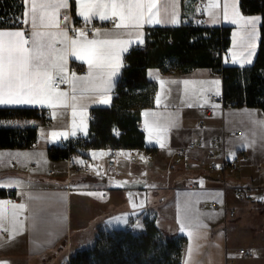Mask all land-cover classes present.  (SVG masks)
I'll use <instances>...</instances> for the list:
<instances>
[{"label": "crops", "instance_id": "crops-1", "mask_svg": "<svg viewBox=\"0 0 264 264\" xmlns=\"http://www.w3.org/2000/svg\"><path fill=\"white\" fill-rule=\"evenodd\" d=\"M183 1L160 0L162 11L158 19L161 23H145L139 30V38L125 34V30L116 29L109 25L108 20L98 17L87 23L95 26L92 33L87 34V39H115L116 33H120L118 38L132 40L127 51L121 53L122 66L114 78V87L108 93L111 97L109 104L100 103L97 94L87 93L85 99L77 104L73 116L72 86L63 83L57 88L68 93L67 107L52 109L47 105H24L39 110L50 109V121L45 124L37 118L16 122L37 128L36 143L27 147L0 148V190L8 192L0 196V200L27 205L19 216L23 228H18L14 237L8 222L0 229V261L8 264H64L76 251L94 244L99 227L123 229L125 223L122 220L137 215L142 226L145 217L154 218L166 235L187 238L182 264H229V259L233 261L230 264H264V113L257 107L223 106L211 100L212 95L223 93V77L211 68L197 67L187 73H164L159 68H149L148 76L157 83V89L154 104L141 111L139 126L145 133V147L119 148L116 169L106 166L110 147L86 149L77 146L68 158L54 160L49 156L50 145L76 137L81 131V122L86 125V132H83L88 134L92 108L112 104L128 50L145 45L147 28L174 27L190 21L200 23L197 8L200 0L192 5L187 17L183 15ZM205 1L207 9L203 25L232 27L231 57L225 60V64L244 67L254 63L261 39L262 14H245L240 0H227L229 17L225 19V0H220V6L213 10L214 16H210L209 0ZM233 5L239 16L232 14ZM165 7L167 13L163 11ZM25 11L26 5L24 14ZM77 11L76 0H70L69 9L62 10V14L66 12L69 17V28L74 24H86ZM24 14L20 20L26 19ZM173 14L177 23L170 22ZM251 17L260 18L254 30L251 24H245V20ZM26 27L17 24L0 27V30H22L25 37L28 33L31 41L30 23ZM97 29L99 36L96 35ZM68 36L74 38L69 31ZM242 36L247 42L241 40ZM56 46L62 47L59 43ZM249 51L251 56H248ZM80 69L85 72L80 73ZM88 72L85 60L68 57L67 79L71 80L73 73L83 77ZM217 80L219 85L212 83ZM160 81L164 84L161 85ZM184 81L192 83L185 85ZM157 96L160 97L159 104ZM206 106L214 109L205 112L202 109ZM145 113L149 115L145 116ZM152 113L171 114L174 120V124L160 137L164 147H160L155 132L150 136L145 126L146 121L151 125ZM73 122L77 125L75 135H71ZM53 131L69 135L66 139L59 137L53 140ZM214 139L219 146V156L214 160L216 167L211 168L208 146ZM192 142H202L206 148L187 149L182 156L176 155V150ZM140 150H150L152 154L148 156ZM240 151H244L246 156L240 160L237 169L224 163ZM25 153L29 155H17ZM259 165L263 166L261 171ZM238 189L243 190L241 196L236 193ZM30 196L40 199H30ZM213 202L234 209L235 216L230 217L222 207L214 208ZM184 208L204 226L181 231L180 216ZM117 218H121V222H117ZM189 231H193L191 237ZM241 248H245L244 253L240 252Z\"/></svg>", "mask_w": 264, "mask_h": 264}, {"label": "trees", "instance_id": "trees-1", "mask_svg": "<svg viewBox=\"0 0 264 264\" xmlns=\"http://www.w3.org/2000/svg\"><path fill=\"white\" fill-rule=\"evenodd\" d=\"M198 0L183 1L187 17ZM245 14H262L261 39L257 57L251 65L225 64L223 49L229 47L231 26H206L193 21L180 26H155L146 30L145 45L127 55L120 81L110 106L92 108L93 119L86 142L73 137L49 147L51 159L68 158L77 148L145 147V133L139 123L143 108L154 104L157 83L148 76L149 68L164 73H187L197 67H209L223 77V96L232 106L257 107L264 113V0H240ZM24 0H0V27L15 26L23 17ZM128 85L124 91L120 83ZM39 117L34 107L0 106V148L27 147L37 140V128L18 125ZM0 190V196L7 195ZM187 238L166 235L154 218L145 217L136 234L124 228L99 227L91 247L76 251L70 264H182Z\"/></svg>", "mask_w": 264, "mask_h": 264}, {"label": "snow or ice", "instance_id": "snow-or-ice-1", "mask_svg": "<svg viewBox=\"0 0 264 264\" xmlns=\"http://www.w3.org/2000/svg\"><path fill=\"white\" fill-rule=\"evenodd\" d=\"M24 3L26 19L23 22L31 25V41L25 37L22 30H0V106L47 105L52 109L58 106L67 107L68 93L56 87L58 79L60 83H69L72 86L73 116L76 114L77 104L85 99L87 93H95L100 97V103L109 104L111 97L108 93L114 87V78L122 66L121 53L127 51V46L132 43V40L118 38L120 33H116L115 39H87V33L83 29H72L77 35L69 38L67 26L69 17L66 12L62 14V10L69 9L70 0H24ZM76 3L77 14L86 24L94 17L100 20H113L116 29H123L125 34L135 35L137 38L141 36L139 30L145 23H161L158 19L162 11L159 7L160 0H76ZM219 6L220 0H209V15L214 16L213 10ZM228 8L229 5L225 0L223 12L225 19L229 17ZM232 8V14L239 16V13L235 11V5ZM163 11L167 13V8H163ZM29 17L30 19H27ZM259 19V17L247 18L245 24H251L254 30ZM62 22L65 24L64 27ZM170 22H178L174 14ZM232 22L236 23V20ZM96 35H100L99 29L96 30ZM241 40L247 42L245 36H242ZM57 43L62 47L58 48ZM248 46L251 47V44L249 43ZM251 54L249 51L248 56ZM70 55L87 62L88 75L78 77L73 73L72 79H67V61ZM246 62L250 61L246 60ZM160 83L163 85L164 81ZM183 83L188 85L192 82L184 81ZM212 83L219 85L220 82L217 80ZM156 102L157 104L161 102L159 96ZM53 115H56L55 111ZM148 115L145 113V116ZM162 116L163 123H161ZM173 124L171 114L164 116L161 113H152L151 125L146 121L145 126L150 136L155 132L160 147H164L165 144L160 137ZM79 127L81 131L86 132V125L82 122ZM76 128L77 125L73 122L71 135L76 134ZM68 135L67 132L53 131L51 133L53 140L59 137L66 139ZM17 155L27 157L29 154ZM29 198L40 199V197L31 196ZM26 209V204L0 200V229H3L4 223L8 222L14 237L18 228H23V221L19 220V216ZM117 222H121V218H117ZM122 222L126 224L127 219H123ZM203 226L202 222L187 208L181 209V231L186 228L199 229ZM135 227L141 228L142 225L137 223ZM188 235L191 237L193 231H189ZM189 255H191V249H189ZM0 264H8V262L0 261Z\"/></svg>", "mask_w": 264, "mask_h": 264}, {"label": "built area", "instance_id": "built-area-1", "mask_svg": "<svg viewBox=\"0 0 264 264\" xmlns=\"http://www.w3.org/2000/svg\"><path fill=\"white\" fill-rule=\"evenodd\" d=\"M197 8H198V13H199V22L201 24H204V13L207 9V3L205 0H200L197 4ZM24 20H20L19 21V25L24 27V28H27L26 27V23L23 22ZM108 23L109 25H114V21L113 20H108ZM95 26L92 25V24H74L72 26H70L69 28V34L71 37H75L77 35L76 31L72 30V29H83L87 34H91L92 33V30ZM26 38H30L28 33H26ZM138 47V46H136ZM135 47V48H136ZM132 49H129L128 50V53L131 52ZM231 57V51H230V48L229 47H225L223 49V59L224 61L229 59ZM80 73H84V69H80L79 70ZM63 83H60L59 82V79L57 80V84H56V87L58 86H61ZM120 87L122 88V90L126 91L128 90V85L124 82H121L120 83ZM211 100L213 101H217V102H220L223 106H232V101H228L224 98L223 94H219V95H212L211 96ZM214 108L211 107V106H206V107H203V111L205 112H211ZM50 113V109L46 108V109H43V110H39V117L44 121L45 124H49V117H48V114ZM93 119V115H91V120ZM77 136L79 137H83L82 138V141L83 142H86L87 141V138L85 137L86 134L83 132V131H79ZM71 139V138H70ZM70 139H67V140H61V141H57V142H54L52 143L50 146H55L57 145L58 143L60 142H63V141H70ZM36 139H31L30 142L32 144H35L36 143ZM197 147H202V148H206V146L202 143V142H192L190 144H188L187 147H182V148H179L178 150H176V155L178 156H182L183 154L186 153V150L187 149H193V148H197ZM209 148V155H210V158L212 159V162L209 163V166L211 168H215L216 167V162L214 161L218 156V143H217V140H213L212 143L210 144V146H208ZM140 153H145L146 155L150 156L152 154V152L149 150V151H144V150H140ZM223 155L225 156V152L223 153ZM119 156H120V151H119V148L118 147H110L109 148V152H108V155L106 157V166L108 169H116V167L118 166V162H119ZM246 156V153L244 151H240L235 157L231 158L227 161H225L224 163L225 164H228V166L232 169H237L239 164H240V160L245 158ZM263 168L262 165H259L258 166V169L259 171H261ZM86 171L89 170V168H84ZM117 174L119 175V172H117ZM237 195L238 196H241L243 194V190L242 189H238L237 190ZM212 206L214 208H219V207H222L224 208L226 211H228V214L230 217H234L235 214H236V211L234 209H229L228 206H226L225 204H218L216 202H213L212 203ZM139 223L140 225H142V221H141V218L137 215H132L129 217V219L127 220V223L124 225V229L126 231H128L129 233H132V234H136L140 231L141 228H136L135 225ZM240 252L241 253H244L245 252V248H241L240 249ZM233 261L231 259H229L228 263H232ZM64 264H70V261H66Z\"/></svg>", "mask_w": 264, "mask_h": 264}]
</instances>
